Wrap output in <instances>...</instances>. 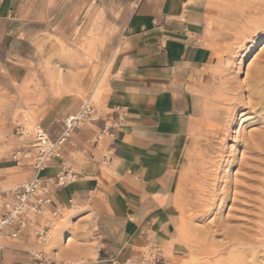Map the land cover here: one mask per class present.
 Instances as JSON below:
<instances>
[{
	"label": "crops",
	"instance_id": "0c3cea01",
	"mask_svg": "<svg viewBox=\"0 0 264 264\" xmlns=\"http://www.w3.org/2000/svg\"><path fill=\"white\" fill-rule=\"evenodd\" d=\"M70 1L0 0V80L16 82L18 91L34 79L45 60L39 50L45 34L72 31L63 19ZM95 1L105 6L114 29L96 60L99 104L93 121L71 134L62 159L41 177H55L61 163L77 172L78 180L58 190L55 202L69 207L72 198L84 209L82 237L97 246L83 241L68 247L66 240L56 264H130L150 242L161 247L162 264H176L183 248L170 194L195 105L191 77L216 59L207 44L206 0ZM99 10L96 4L88 14ZM48 48V42L42 45L43 51ZM72 79L69 75L70 84L59 94L48 86L46 102L36 106L51 138L61 134L64 117L83 103L70 93L86 84L76 87ZM3 256L0 252V263Z\"/></svg>",
	"mask_w": 264,
	"mask_h": 264
},
{
	"label": "rangeland",
	"instance_id": "374dc122",
	"mask_svg": "<svg viewBox=\"0 0 264 264\" xmlns=\"http://www.w3.org/2000/svg\"><path fill=\"white\" fill-rule=\"evenodd\" d=\"M263 2L206 0L205 3L206 35L210 39L207 44L216 51V59L212 65L198 68L191 77L190 90L195 105L188 117L187 142L170 194V209L183 248L176 264H264V150L257 148L255 151L245 142V139H251L255 144L264 134V123L253 122L259 119V112L249 111L248 105L238 107L228 138L220 140V126L225 122L226 110L233 108L232 99L237 92L246 91L243 96L247 103L250 100L247 91L252 87L254 77L257 72L264 71V44L257 42L264 37L261 27L264 20L257 14ZM96 4L101 10L89 15V10ZM68 5L71 8L63 19L72 26V31L56 34V37L45 34L46 38L39 44L45 60L38 66L34 79L28 80L18 91L16 82L0 80V184L3 187L22 184L32 176L28 164L17 166L11 160L13 151L25 143L16 136L15 130L21 126L29 133L35 124H41L40 109L36 106L46 102L48 86L59 94L63 86L70 84L67 79L71 75L72 85L86 84L85 89L75 91V95L71 91V96L83 103L90 100L93 106L99 104L102 85L95 92V82L101 67L96 60L99 51L110 42L114 29L106 20L105 6L95 0H71ZM80 26L82 29L78 32ZM47 42L50 48L43 51L42 45ZM242 113L246 114L241 116ZM251 134L254 137L251 138ZM216 162L222 164L218 172L211 167ZM200 186H209L215 191L208 192L210 189L205 188L204 194L205 189ZM220 187H225L228 193L223 202L218 200L222 205L217 202L214 207L207 206L211 193L224 192ZM206 195L210 196L206 199ZM77 205V209L66 207L63 218L57 220L45 242L29 232L19 239L5 240L0 251L4 253L0 264L59 263L66 240L68 247L83 241L97 246L94 240L89 242L82 237L79 220L84 209ZM38 254L43 258L41 263L35 259Z\"/></svg>",
	"mask_w": 264,
	"mask_h": 264
},
{
	"label": "built area",
	"instance_id": "2783aa9c",
	"mask_svg": "<svg viewBox=\"0 0 264 264\" xmlns=\"http://www.w3.org/2000/svg\"><path fill=\"white\" fill-rule=\"evenodd\" d=\"M93 115L94 106L87 100L79 111L68 114L63 119L64 130L56 138H51L47 130L38 123L29 133L17 126L16 136L25 143L13 151L11 160L17 166L28 164L32 176L13 187L6 188L0 184V251L5 240L19 239L25 232L45 242L57 220L63 218L66 206L55 202L56 194L61 188L76 182L78 174L64 163H61L60 170L53 178H43L41 174L55 160L62 159L63 148L70 135L86 122H92ZM68 205L70 209L78 208L77 202L72 198L68 200ZM160 252L159 244L150 242L143 249L139 260L131 259L129 262L162 264ZM35 259L41 263L43 258L38 254Z\"/></svg>",
	"mask_w": 264,
	"mask_h": 264
},
{
	"label": "bare ground",
	"instance_id": "6f19581e",
	"mask_svg": "<svg viewBox=\"0 0 264 264\" xmlns=\"http://www.w3.org/2000/svg\"><path fill=\"white\" fill-rule=\"evenodd\" d=\"M257 14L258 15H260V16H262V20H264V2L258 7V9H257ZM262 30H263V32H264V21H263V23H262ZM258 45H263L264 44V37H262V38H260L258 41ZM246 91H241V92H237V94L234 96V98L232 99L233 101H234V104H232L233 105V108H229V109H227L226 110V119H225V122H224V124L222 125V126H220V129H221V134L220 135H222V137H221V141H224V140H226L227 138H228V136H229V134H230V126L232 125V123H233V120H234V112L236 111V110H238V107H242V105L243 106H246V105H248L247 107H249V111H255V112H259V115H258V117H259V119L258 120H254L253 122H255V123H264V71L262 70V71H260V72H257V74H256V76L254 77V81H253V84H252V87L247 91V95H248V98L250 99L247 103L246 102H244V100H245V98H244V96H243V93H245ZM245 95V94H244ZM246 108V107H245ZM246 113H242L241 114V116H243V115H245ZM248 117V116H247ZM224 118V117H223ZM244 119V118H243ZM242 120V119H241ZM235 121V120H234ZM217 122V121H216ZM264 125V124H263ZM214 128V127H213ZM216 128V127H215ZM256 128V127H255ZM232 129V128H231ZM238 130V129H237ZM257 130V129H256ZM216 132V131H215ZM219 132V131H218ZM256 132V131H255ZM241 133V132H240ZM241 136V135H240ZM252 136L254 137V135H252L251 134V138H252ZM239 138V137H238ZM259 138V141L257 142V143H255V144H253V143H251V139H245V142L247 143V146H249V147H251L253 150H255L256 151V149L257 148H261V149H263L264 150V134H263V136L262 137H258ZM244 139V138H243ZM255 139V138H254ZM241 140V139H240ZM257 146H259V147H257ZM221 148V147H220ZM218 151V150H217ZM205 153V152H204ZM207 153V152H206ZM205 153V155H207ZM219 153H221V152H219ZM220 155V154H219ZM213 156V155H212ZM215 157V156H214ZM224 158V157H223ZM215 160V159H214ZM213 160V161H214ZM223 160V159H222ZM203 161V160H202ZM226 161V160H225ZM230 162V161H229ZM214 163V162H213ZM233 163V162H232ZM231 164V163H230ZM201 165V164H200ZM204 165V164H203ZM202 165V166H203ZM221 162H216L215 164H213L211 167L213 168V167H215V172L217 171L218 172V170L221 168ZM261 165V164H260ZM201 167V166H200ZM199 167V168H200ZM224 167V166H223ZM260 169V168H259ZM223 170V169H222ZM210 171V170H209ZM208 171V172H209ZM221 171V170H220ZM254 171V170H253ZM206 172V171H205ZM214 172V173H215ZM201 173V172H200ZM209 173H211V171L209 172ZM229 173V172H228ZM207 175V174H206ZM250 176V175H249ZM217 177V176H216ZM206 178V177H205ZM227 178V177H226ZM254 178V177H253ZM204 179V178H203ZM221 180H223V178L221 179ZM228 180V179H227ZM249 180V179H248ZM224 181V180H223ZM228 181H230V180H228ZM205 182V181H204ZM219 182V181H218ZM221 182V181H220ZM197 183V182H196ZM203 183V182H202ZM217 183V182H216ZM228 183H230V182H228ZM207 184L209 185V186H211L210 184H209V181L207 182ZM231 184V183H230ZM261 184V183H260ZM205 185V184H204ZM224 185V184H223ZM226 185V184H225ZM224 185V186H225ZM232 185V184H231ZM198 186H199V184H198ZM209 186H208V188H209ZM213 186H215V184H213ZM226 186H228V185H226ZM201 187V186H200ZM231 186H229V188H230ZM236 187V186H235ZM201 188H203V187H201ZM207 190H208V188L207 187H205ZM205 188H203V189H205ZM211 188H213V187H211ZM216 188H219V187H217L216 186ZM221 189L223 188V187H220ZM225 188V187H224ZM223 188V196H221L222 194H215V193H211V196L209 197V196H207L206 195V199H207V197H209V199H208V202H207V206H209V207H214V206H216L217 205V202H218V200H220V202H223L224 201V199H225V197H226V195L228 194V193H226V189H224ZM205 189V191H204V194H205V192L207 191ZM210 189V188H209ZM231 189V188H230ZM214 190V189H213ZM213 190H209L208 192H212ZM215 191V190H214ZM229 191V190H228ZM219 192V191H218ZM221 192V191H220ZM263 193H264V191H263ZM201 194V193H200ZM203 194V195H204ZM208 194V193H207ZM262 194V193H261ZM201 197H203V196H201ZM205 197V196H204ZM203 197V198H204ZM260 198V197H259ZM205 199V198H204ZM261 199H263V198H261ZM263 201V200H262ZM204 202V201H203ZM220 202H218V203H220ZM221 204V203H220ZM222 205V204H221ZM220 205V206H221ZM256 205V204H255ZM203 206L205 207V205L203 204ZM262 206H264V205H262ZM207 208V207H206ZM210 209V208H209ZM218 209H220V208H218ZM210 211V210H209ZM261 212V211H260ZM192 213V212H191ZM207 213V212H206ZM216 214V213H215ZM200 215V214H199ZM203 215V214H202ZM192 220V219H191ZM216 221V220H215ZM214 221V222H215ZM220 222V221H219ZM217 223V222H216ZM215 225H218V224H215ZM220 227V226H219ZM264 229V228H263ZM214 230V229H213ZM221 230V229H220ZM219 230V231H220ZM262 230V229H261ZM228 231H230V230H228ZM260 231V230H259ZM201 232V231H200ZM262 232V231H261ZM229 233V232H228ZM235 233V232H234ZM234 233H233V235H234ZM212 234V233H211ZM210 234V235H211ZM231 234V233H230ZM236 234V233H235ZM237 235V234H236ZM240 236V235H239ZM234 237V236H233ZM235 238V237H234ZM231 239V238H230ZM232 241V240H231ZM231 243H233V242H231ZM240 243V242H239ZM245 243V242H244ZM243 243V244H244ZM196 244V243H195ZM238 244V243H237ZM246 244H247V242H246ZM249 245V244H248ZM218 246V245H217ZM231 247V246H230ZM206 248V247H205ZM218 250V249H217ZM224 251H226V250H224ZM200 252H201V250H200ZM214 252V251H213ZM221 252V251H220ZM247 253V252H246ZM257 255V254H256ZM200 256V255H199ZM215 256V255H214ZM217 256V255H216ZM221 256V255H220ZM254 256V255H253ZM209 258V257H208ZM211 258V257H210ZM255 264V263H254Z\"/></svg>",
	"mask_w": 264,
	"mask_h": 264
}]
</instances>
